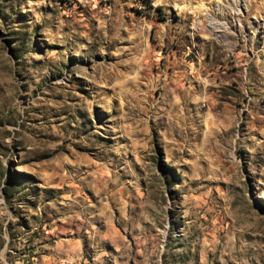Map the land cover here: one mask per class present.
<instances>
[{
  "label": "rangeland",
  "instance_id": "374dc122",
  "mask_svg": "<svg viewBox=\"0 0 264 264\" xmlns=\"http://www.w3.org/2000/svg\"><path fill=\"white\" fill-rule=\"evenodd\" d=\"M0 264H264V0H0Z\"/></svg>",
  "mask_w": 264,
  "mask_h": 264
}]
</instances>
